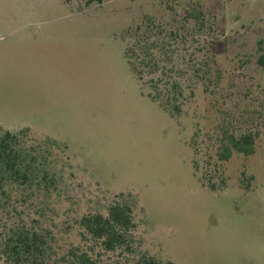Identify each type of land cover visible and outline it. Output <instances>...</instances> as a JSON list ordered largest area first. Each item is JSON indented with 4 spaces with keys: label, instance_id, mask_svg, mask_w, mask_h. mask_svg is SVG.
<instances>
[{
    "label": "rangeland",
    "instance_id": "1",
    "mask_svg": "<svg viewBox=\"0 0 264 264\" xmlns=\"http://www.w3.org/2000/svg\"><path fill=\"white\" fill-rule=\"evenodd\" d=\"M192 8L228 96L220 108L236 120L263 113L255 153L223 165L222 191L201 185L189 146L192 125L212 124L210 100L198 92L184 118L169 116L124 56L129 29L147 19L169 29ZM262 116L264 0H0V127L65 142L86 182L136 196L145 246L162 259L264 264Z\"/></svg>",
    "mask_w": 264,
    "mask_h": 264
},
{
    "label": "trees",
    "instance_id": "2",
    "mask_svg": "<svg viewBox=\"0 0 264 264\" xmlns=\"http://www.w3.org/2000/svg\"><path fill=\"white\" fill-rule=\"evenodd\" d=\"M186 13L169 29L149 19L129 29L124 56L146 96L169 116L184 118L198 92L210 100L212 124L192 125L189 146L201 185L222 191L223 165L235 154L255 153L263 113L236 120L231 109L220 108L228 96L217 62L202 55L196 40L203 14L199 8ZM32 132L0 127V264H175L145 246L136 196L110 195L86 182L65 142L37 140Z\"/></svg>",
    "mask_w": 264,
    "mask_h": 264
}]
</instances>
